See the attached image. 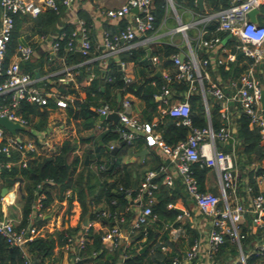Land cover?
<instances>
[{
    "label": "built area",
    "instance_id": "1",
    "mask_svg": "<svg viewBox=\"0 0 264 264\" xmlns=\"http://www.w3.org/2000/svg\"><path fill=\"white\" fill-rule=\"evenodd\" d=\"M74 0H0V97L9 94L7 103H0V115L7 116L13 121L26 125L25 118L16 113L19 102L22 99L36 101L40 104L46 103L48 93L39 89L35 78L28 72L20 68V61H27L33 54V48L29 44L17 46V59L10 62L4 69L2 60L6 51L7 43L14 25V15H25L35 17L44 10L59 12L61 7L69 8ZM264 4V0H230L227 7H222L209 14L204 20L213 19L216 21V30L225 31L237 43V48L242 55L252 58V63L247 72L240 76L238 81H231L230 85L234 87V96L241 105V113L249 120L250 126L259 129V133L264 137V108L261 106V92L263 90L259 80L254 75V67L264 58V24L254 23L248 20V12L253 8H258ZM132 8L137 11L132 13ZM105 14L110 18H121L127 16L124 28L118 34L103 35V44L111 52L115 51L120 39L132 41L140 34H146L154 29V13L152 0H126L117 8H109ZM207 35V29L201 30V37L198 46L207 52H214L221 43V39L216 35ZM66 38L65 49L68 51L79 50L81 54L88 55L90 51L89 30L84 20L78 18L73 28L67 35L63 32L52 43L53 50H57L62 39ZM229 59L234 58V53L227 54ZM175 71L164 74L165 85L162 86L163 102H169V83L172 81L183 80L188 83V90L183 100H175L169 103L166 114L174 117L179 123L189 128L187 137L171 147L165 144L159 133L152 129L148 122H140L132 115L133 108L129 98L121 99L117 113L119 115L118 123L121 128L122 140L126 144H132L133 140L143 135L148 145H157L169 160L180 176L183 187L188 196L194 201L198 210L204 216L209 218L210 227L205 238V248H202V242L196 240L186 251L185 259L174 257L170 264H192L200 256V253L207 257H212L218 251L225 240L236 244L238 249V258L233 264H246V257L242 251L241 239L244 234L241 232V226L246 222V216L250 219V230H264V171L255 175V184L258 191L253 192V187L248 182L243 184L244 195L238 193L239 182L235 173L234 153L225 152L216 148V141L233 140L235 128L232 125V118L228 111L227 102L229 97L224 93L219 84L210 82L206 86L203 84L204 73L201 70L208 62L207 58L199 59L197 55L190 50V54L183 60L179 54L171 56ZM110 80V77H107ZM125 82H130L129 76H123ZM200 87L205 111L208 114L207 97H211L219 103V116L221 124L217 129H213L211 124L205 127H194L191 121V109L188 96L192 90ZM114 108L103 104L97 109L98 114H105L113 111ZM18 135H12L0 126V153L9 155L12 151L19 154L18 164L24 166L30 157V153L35 151L36 146L32 141H22ZM113 144L108 145L112 148ZM57 149H51L50 154H55ZM197 163L200 167L213 168L218 174L219 189L216 193L212 191H201L198 186V180L193 172V164ZM2 165L0 164V167ZM99 169H105L104 164L98 165ZM165 166H161L158 171L149 170L140 181L134 200H138L141 206L135 211V216L129 224L127 234L130 238L142 229H146L149 223L154 219L152 206L155 203V191L158 183L155 181L157 172L165 171ZM52 182V180H47ZM162 182L171 186L173 175L165 172ZM41 183L37 184V188ZM130 192V190H128ZM128 192V193H129ZM65 195L71 197L72 191L65 190ZM44 194L38 193L32 205L28 221L20 226L13 219L0 217V235L9 246H16L23 259V264H34L31 254L28 252L26 244L28 241L40 234L37 222L43 219L45 209L42 199ZM2 197L0 196V201ZM102 216H109L104 211ZM181 217L177 215V219ZM34 220V221H33ZM37 220V222H35ZM123 215L118 216L115 222L108 226L101 235L103 242L109 244L110 249H115L120 242V225L125 222ZM177 231V229H174ZM85 231L77 234L76 242L79 250H83L86 245ZM65 239L68 242L73 240L71 234L65 233ZM256 253L261 254L264 250V236L256 242ZM80 257H75L77 261ZM44 264H50L45 262ZM123 264V262L121 263Z\"/></svg>",
    "mask_w": 264,
    "mask_h": 264
},
{
    "label": "crops",
    "instance_id": "2",
    "mask_svg": "<svg viewBox=\"0 0 264 264\" xmlns=\"http://www.w3.org/2000/svg\"><path fill=\"white\" fill-rule=\"evenodd\" d=\"M125 1L126 0H74L69 8H60L61 10L59 11L60 13L58 15V19L56 20L54 25L51 26L43 25L42 23H40V20L36 19V16H17V28L15 29L17 42H19V45L29 44L32 46L33 54L29 60L42 59V70H40V68H35V70L38 69L37 77H35L34 70L33 77L36 80L35 84L39 89L48 93V97L52 99L54 98L57 105L55 108L49 110L48 116L46 118V123L44 124L42 129L37 130L33 126H31V124L37 122L36 117L31 124H26V130L17 131V135L22 141H32L36 146L35 151L30 153L29 159L50 155L52 148L58 149L65 140H70L71 142L75 143L74 153L79 159L77 169H80L82 165H88L94 172H96V175H99V172L102 171V169L98 168L99 164H104L106 169L105 155L102 154L101 163H97L95 159L89 157L88 151H91L93 155L95 154L94 138H97L98 134L103 130L104 127L101 126L102 122L108 120L99 122V114L97 113L98 120L96 124L92 127L85 128L82 125L83 121L81 118H74L71 115L69 116L67 114V103L72 104L75 100L84 101L85 93L81 88L89 85L90 81L93 78L97 77V75L95 74L96 69L100 71V76L104 78V80H108V71H110L108 62L110 59H113V61L115 62L116 70L118 73L119 71L117 68V64H120L121 73L119 74L122 76V78L123 76H129L130 81H136L137 79H139V77L135 74L137 71L136 65L132 61H122L120 59V56L124 54V52H128L132 48L141 47L142 49H144L143 45H147L150 49V57L145 60H149V63H151L155 72L157 70L160 71L159 76H164L165 73L172 74L175 71V66L174 64L171 66H167L163 63L164 60H160L157 56H152L151 51L154 46L169 44L177 48L178 54L184 53V58L190 54V50H192L199 59L207 58V64L201 67L202 72L205 74L203 78V84L204 82L206 83V85L210 82H215L219 84L224 93L229 97V100L227 102L228 111L232 118V125L234 128H236V120L240 115L242 109L239 101L236 98H231V96L235 92V89L230 85V82L238 81V79L240 78L239 76H242L246 72L244 71L241 74L239 72L235 76H229L226 78L223 77L222 73L231 71V68L236 65H241L244 60H240L239 62H236L235 60L242 56V54L239 55V49L238 53H236L231 51L230 47L223 46L227 39L225 41L221 40L220 45L214 52H207L203 50V48L198 46V41L201 37V30L203 28L207 29L206 25L213 20H204L203 18H205L206 16L208 17L209 14L217 10L213 9V7L211 6H208L207 0H203V9L199 8L200 12L189 7L176 8L174 6L173 0H167V2L169 3V7L170 9H172L173 13L171 12V14H169L170 12H168L167 8L168 6H165L164 15L160 20L158 26L155 27L153 31L144 35L140 34L132 41L120 39L118 41L116 50L111 52L104 46L102 37L105 32L111 35L118 34L124 28L122 26H125L127 16L121 18H110L105 14V11L109 8H117ZM171 3L173 4L174 8L172 7ZM45 11L46 10L42 11L40 14ZM176 11L179 14H176ZM131 12L134 13L136 11L134 10V8H132ZM78 18L84 20L86 26L88 27L89 39L91 44L90 51L88 55L81 54L80 58H78L75 54L77 50H75L73 51L75 58L66 60L65 56L67 55H57V50H53L52 43L58 38V36L63 33L62 31H64L65 29L75 28V23ZM180 22L183 24V30L181 29ZM215 31L217 30L215 29ZM214 32L211 31L209 33L210 35H214ZM16 49L12 57L10 58L9 63L17 59ZM229 52L234 53L233 59H229L227 57V54ZM145 56L146 51L144 57ZM23 62L25 61H20L19 63L21 64ZM221 66L222 72L220 70ZM257 66L258 69L256 70V73L258 74V77H255L259 80L264 90V58L257 64ZM102 70H105L106 73H103ZM40 82H44V86L40 85ZM57 82H61L63 84L70 83V87L76 88L78 94L59 93L56 87ZM46 84H49L50 87L45 88ZM152 84H154V82H152ZM169 89L170 95L168 103L163 102V97H161L162 91L160 95L156 96V99L161 100L162 103V106L160 107V116L166 114V109L169 103H172L175 100H179L177 97L172 96L173 92L170 86ZM194 91H199V93L201 94L200 87L192 90L191 93ZM186 93L187 91L185 92L184 96L186 95ZM125 97L129 98L131 101L133 108L132 115H134L138 121L145 122L141 119L140 116V111L143 108V103L140 101V99H138L131 93H124L122 99ZM215 102H217L219 109L218 101L214 100L213 98L210 100L209 106L211 107ZM209 106L208 114L206 113L207 116L209 115ZM91 109L95 108L91 106ZM95 111L97 112V109H95ZM217 113V119L221 124V118L219 116L218 110ZM158 119L159 118L157 116L153 117L152 123H150L152 125V129L153 126L158 122ZM105 124L107 125V123ZM208 124H210L209 120ZM87 136H92L93 138L90 140H81L82 137ZM140 136L144 138L143 135ZM218 141L215 142L216 148H223L222 150H224L225 152L234 153V166L236 169L235 173L237 175L238 182H241L242 184L248 182V176L246 175L249 171L254 170L255 167H264V158H262V160L258 162L255 161L254 163L252 161L253 163L250 162L246 164L244 168H241L240 164H238L236 161L234 136L232 141H222L223 144L221 146L218 145ZM123 146L124 147L121 150L122 152L119 159V167L131 173V180L129 182V186H131V188L136 189L138 187L140 181L144 178V175L147 171H158L161 166H165L166 170L157 172V176L154 178L158 183V188L154 193L155 202L157 200V193L160 189V186H164L169 190L173 189L175 191L176 197L170 200L167 203L166 207L174 208L177 213L181 215L179 219H177L178 214L175 218V220L179 222L178 226H174L172 225V223L166 221L164 222V226L159 228L158 225H155V222L157 220V217L155 215L154 219L147 226V228L149 227L154 230L156 242L162 244L160 250L163 254V257L160 259V264H162V260L163 264H166L167 259L172 260L174 257H177L184 261L186 251L190 248L189 239L193 236H196L194 241L199 240L200 242H202V248H205V238L210 227L209 218L201 214L194 201L188 196L183 187L180 176L176 174L174 167L168 163L169 160L162 152V150L157 145H148L146 143V140L145 145H141L138 147H134V144L132 145L126 143ZM144 148H146L147 151L142 157L138 156L137 153ZM106 152L110 156V153L107 149ZM154 153L157 155V160L159 161V167L155 169L154 167L155 165H157V161H154V159L152 158ZM11 154H13V156ZM5 155L8 157V159L4 162L0 161V164L2 166H19V154L17 152L12 151L9 155ZM86 156H88L89 159L88 164L84 163V159ZM165 172L171 173L173 175V183L171 186H168L167 184H164L162 182ZM159 176H161V179L160 181H157L156 178ZM253 176L255 178V175ZM240 177H242L243 179ZM22 185L23 182L10 185L8 186V191L2 195L1 188L5 185H2L0 181V196L2 197V200L0 201V217L5 216L13 219L16 223L20 222L22 215L19 197L23 193ZM121 186L122 185L119 184V189L122 188ZM48 189L51 192L52 200L48 207L45 209L43 219L39 222L35 220L40 231V234L37 237L44 238L46 236H52L54 238L52 254L50 258L45 262H50L51 264H101L105 261H109V255H111L113 251L117 250L118 256L116 259V264H121L122 262L123 264H126L123 259L124 250L128 247L134 248L135 246L134 243L131 244L133 238H130L127 234L129 230V224L131 222L127 226L123 225L125 222L120 225V242L115 249H110L109 244L103 242L100 236L102 246L100 249L95 250L94 248H92L94 240L93 235H102L104 230L108 227L106 222H102V220H100L99 218L93 217L88 218L87 223L83 224L84 218L87 216L81 215V206L75 196L74 191H72L70 188H67L72 191L71 197H67L65 195L66 189L64 191H60L57 186H53L51 184ZM218 189V174L213 168H209L204 179V191L213 192V190H215L217 192ZM112 190L116 191L115 188H113ZM125 192V196L129 200V206H126L125 210H133L134 218L135 211L141 206V204L138 200H134L136 195L133 198H130L128 193L129 191L126 190ZM238 193L244 195V189L242 185H238ZM59 196H61V198ZM113 202L114 201L112 200V203ZM93 208L97 209L98 211L104 210L107 208V204L102 200ZM185 223H189V230L185 227ZM65 229H69L71 231L75 229L77 231L71 234L73 237V240L71 242H68L66 239H64V241L60 243L58 235L60 233H66L64 232ZM174 229H177V231H174ZM82 231H85L86 244L89 245L92 250L90 254L86 253L84 255H81L80 252L82 250L78 249L76 237L77 234ZM164 234L169 240L173 241V247L165 245L163 243L164 240L162 239V236ZM259 234L260 238L262 237V235L264 236V230L260 229ZM144 247L146 248V246L140 247L138 249V252H141ZM94 252H96V255L93 254ZM172 252L174 253L172 254ZM76 256L80 257L77 261H75ZM237 258L238 255L231 257L229 253H225L220 256H218V254L216 253L212 257H207L206 255H203V253H200V256L197 257L192 264H233Z\"/></svg>",
    "mask_w": 264,
    "mask_h": 264
},
{
    "label": "trees",
    "instance_id": "3",
    "mask_svg": "<svg viewBox=\"0 0 264 264\" xmlns=\"http://www.w3.org/2000/svg\"><path fill=\"white\" fill-rule=\"evenodd\" d=\"M173 2L176 8L189 7L200 12L195 0H173ZM152 4L155 28L158 26L164 15L166 0H152ZM207 4L208 6L213 7V9L218 10L222 7H227L230 4V0H207ZM59 13L60 12L46 10L42 14L37 15L36 19L40 20V23L43 25L51 26L54 25L58 19ZM17 16L18 15H14V31L12 30L2 60V66L4 69L8 66L10 58L16 47L19 45L15 34V29L17 28ZM257 19L258 23L264 24V4L259 7ZM216 26L214 20L206 25L208 31L206 37L210 35L209 32L215 31ZM72 29L73 28H68L62 32L67 35ZM214 33V35L219 36L221 40H223L228 34L225 31H215ZM65 42L66 38L60 41L57 55H67L65 56L66 60L75 58L72 51H66ZM223 46L230 47L231 51L238 53L237 43L233 37L228 38ZM177 53V48L169 44L154 46L151 51L152 56H157L160 60H164L163 63L167 66L173 65L171 56ZM144 55V49L138 47L132 48L120 56L122 61H132L136 65L137 71L135 74L139 77L136 81L125 82L122 76L117 72L116 64L113 59H110L108 62V67L110 68V71H108L110 80H104V78L100 76V71L96 69L95 74L97 77L93 78L89 85L81 88L85 93L84 101L75 100L72 104L67 103V114L74 118H81L83 121L82 125L85 128H89L94 126L98 120V115L95 109H98L103 104H108L109 107L115 108L117 105H120V102H117L116 100L117 94H119L122 99L124 93H131L143 103V108L140 111L142 120L152 123L153 117L157 116L159 118L158 122L153 126V130L160 134L165 144L173 147L180 141H184L187 137L189 128L186 125L179 123L176 118L167 114L160 116V107L162 106V103L161 100L156 99V96L161 94L162 86L165 85V79L163 76L155 75L154 68L151 63H149V60L143 59ZM240 60H244L241 65H236L231 68V71L222 73L224 78L235 76L239 72L240 74L244 71L247 72L252 63V58L242 55L235 61L239 62ZM42 65V59L27 60L20 64L22 70L28 72L31 76H34L35 68H40V70H42ZM257 69L258 66L256 65L254 67V75L256 77H258V74L256 73ZM220 70L222 72V66ZM152 82H154V84H152ZM39 84L44 86V82H40ZM204 85H206L205 82ZM169 86L173 92V97H177L179 100L185 98L184 94L188 90L187 82L183 80L172 81L169 83ZM47 87L49 88L50 85L46 84L45 88ZM56 87L59 93L62 94H78L76 88L70 87V83L63 84L57 82ZM9 99V94L1 96L0 103H7ZM211 99V97H207L208 106ZM188 101L191 109V121L194 127H205L208 125V120L213 129H217L220 126L219 120L217 119V102L213 103L211 107L209 106V115L207 116L202 96L199 91L192 92L188 96ZM56 106L55 99L50 97L46 98L45 104L22 99L19 102V107L16 113L25 118L29 124H31L37 117V122L31 124V126L39 130L42 129L46 123L49 110ZM91 106L95 109H91ZM105 123H107V125ZM101 126L104 127L103 130L98 134L97 138H94L95 154L93 155L91 151H88L89 157L95 159L97 163H101V156L102 154L105 155L106 169L100 171L99 175H96V172H94L88 165H82L80 169H77L79 159L74 153L75 143L70 140H65L55 154L28 159L24 166L3 165L0 167V181L2 185L10 186V178H22L23 193L19 197L22 215L19 222L20 226L27 223L32 205L38 193L42 192L44 194L42 199L44 206L50 204L52 200L51 192L48 189L50 184L57 186L60 191H64L67 188L74 191L81 206L82 216H87L88 218L97 217L102 220V222L105 221L108 226H111L120 215H123L126 219L123 225L127 226L131 222L133 218V210H125L126 206H129V200L125 196V191L130 190L129 196L130 198H133L136 195L137 188L133 189L129 186L131 173L119 167L120 154L124 146L121 145L122 147L117 151L111 169H108L110 156L105 149L110 144L117 145L121 142L122 136L120 130H118L121 126L117 123L113 124L110 121L102 122ZM235 127L234 138L236 161L240 164L241 168H244L245 165L250 162L255 163V161L258 162L262 160V158H264V137L259 133V129L255 126H250L248 118L243 113H240L237 117ZM92 138V136H87L82 137L81 140H90ZM133 144L134 147L145 145V139L139 135L133 140L132 145ZM11 155L13 156V154ZM152 158L154 161H157V165H155L154 169L158 168L159 161L157 160V155L154 153ZM7 159L8 157L4 153H0L1 162L6 161ZM192 168L198 180L199 189L204 191V179L209 168L199 167L197 163L193 164ZM262 171H264V167H255V169L249 171L247 175L245 174L248 176V183L252 185L253 192L255 193L258 191V188L255 184V178L253 175L259 174ZM160 179L161 176L156 178L157 181H160ZM47 180H52V182L49 184ZM38 183H41L40 188H37ZM119 184L122 185L121 189H119ZM239 185H242L243 187L241 182H239ZM113 188H115L116 191H113ZM120 191H123L124 194H120ZM59 197L61 198V196ZM175 197V191L173 189L169 190L164 186H160L157 193V200L152 206V213L157 217L155 225H158L159 228L163 227L164 222L166 221L172 223L174 226H178L179 222L175 220L176 215L178 214L177 211L174 208L166 207L167 203ZM102 200L107 204V208L100 211L94 209L93 207ZM112 200L114 201L113 203ZM104 211L108 212L109 216H102L101 213ZM185 227L189 230V223H185ZM75 231L77 230L74 229L71 231L65 229L64 232L73 234ZM241 232L244 234V237L241 239V247L243 253L247 255L246 264H264V250L261 254H258L256 253L257 249L255 247L256 242L260 239V234L258 230L251 232L250 219L248 216H246L245 224L241 226ZM64 234L65 233H60L58 235L60 243L65 239ZM100 236V234L93 235L94 240L92 248L95 250L100 249L102 246ZM195 237L196 236H193L189 239L190 246L193 244ZM162 239L164 240L163 243L165 245L174 246L173 241L169 240L165 234L162 236ZM133 243L135 244L134 248L128 247L124 250L123 259L126 264H160V259L163 257L160 250L162 244L156 242L154 230L149 227L145 230H140L133 236L131 244ZM53 246L54 238L52 236H46L44 238L36 237L28 241L26 244L32 260L34 261V258H36L37 264H44L45 261L50 258ZM143 246H146V248L143 251L138 252V249ZM91 251L90 246L86 244L85 249L82 250L80 254H90ZM173 253L174 252H172V254ZM216 253L218 256L229 253L230 256L233 257L238 255V249L236 244L226 239ZM93 254L96 255V252ZM117 256V250H115L109 255L110 260L101 264H116ZM166 262V264H169L171 259H167ZM0 264H23L20 250L16 246H9L1 235Z\"/></svg>",
    "mask_w": 264,
    "mask_h": 264
},
{
    "label": "water",
    "instance_id": "4",
    "mask_svg": "<svg viewBox=\"0 0 264 264\" xmlns=\"http://www.w3.org/2000/svg\"><path fill=\"white\" fill-rule=\"evenodd\" d=\"M196 3L198 5V7L200 9H203V0H196ZM172 7L174 8L173 4L171 3ZM135 11H137V8H134ZM259 13V9L258 8H253L251 9L247 16H248V20L251 21V22H254V23H257L258 22V19H257V15ZM180 26H181V29L183 30L184 28L182 27L183 24L180 22ZM230 37V34H227L225 36V38L223 39V41H225L226 39H228ZM143 48L145 49L146 51V56L143 58V59H147L150 57V49L148 48L147 45H143ZM76 56L78 58H80L81 56V53L79 50H77L75 52ZM242 52H239V55H241ZM179 58L181 60L184 59V53H180L179 54ZM117 68H118V71L119 73H121V66L120 64H117ZM103 73H106L105 70H102ZM155 75L159 76L160 75V71L157 70L155 72ZM38 76V69L35 70V77ZM121 101V97L120 95L118 94L117 95V102H120ZM260 101H261V106L262 108H264V90H262L261 92V97H260ZM119 108V105H117L113 111H110V112H107L105 114H99V122H102L104 120H108V121H111L113 124H116L118 123V120H119V115L117 113V110ZM0 126L3 127L5 130H7L9 133H11L12 135H17V131L19 130H26L27 129V126L20 123V122H17V121H13L11 119H9L7 116L3 115L1 116L0 115ZM19 139V138H18ZM229 141H232V139H229ZM218 145H222L223 142L222 141H218L217 142ZM125 144V140H121V142L119 143V145H115L113 146L112 148H108L106 147V149L109 151L110 153V162H109V165H108V169H111L112 166H113V163H114V160H115V155L117 153V151L119 150L120 146L121 145H124ZM147 151L146 148L142 149L140 152L137 153L138 156H143L144 153ZM88 156L85 157L84 159V163L85 164H88ZM68 166V165H67ZM22 182V178L20 177H14V178H10L9 179V184L10 185H14L15 183H21ZM8 191V186H4L1 188V194L3 195L4 193H6ZM120 194H123V192H119ZM213 193H216L215 190H213ZM87 220H88V217H85L84 218V221H83V224H86L87 223ZM145 249V247L143 248V250ZM141 250V251H143ZM161 263L163 264V260L161 261ZM34 264H37V259L34 258Z\"/></svg>",
    "mask_w": 264,
    "mask_h": 264
},
{
    "label": "rangeland",
    "instance_id": "5",
    "mask_svg": "<svg viewBox=\"0 0 264 264\" xmlns=\"http://www.w3.org/2000/svg\"><path fill=\"white\" fill-rule=\"evenodd\" d=\"M166 6H168L167 8H168V12H170L169 14H171V12H172V9H170V7H169V3L167 2V0H166ZM173 13V12H172ZM176 14H179L177 11H176ZM15 184H17V183H15Z\"/></svg>",
    "mask_w": 264,
    "mask_h": 264
}]
</instances>
